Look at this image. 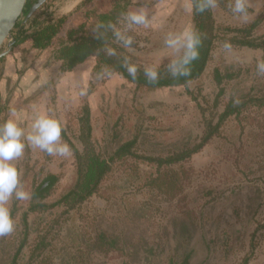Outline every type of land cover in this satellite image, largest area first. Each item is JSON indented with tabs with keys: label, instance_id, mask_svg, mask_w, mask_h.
Returning <instances> with one entry per match:
<instances>
[{
	"label": "rangeland",
	"instance_id": "obj_1",
	"mask_svg": "<svg viewBox=\"0 0 264 264\" xmlns=\"http://www.w3.org/2000/svg\"><path fill=\"white\" fill-rule=\"evenodd\" d=\"M38 1L29 0L11 49L0 58V100L7 103L6 119L9 108H15L20 126L26 130L37 114L58 119L63 126L62 142L69 146L73 143L82 149L78 135L87 108L91 141L104 157L109 159L120 142L134 137L132 129L139 127L141 135L136 147L167 155L176 145L199 139L205 118H214L216 123L234 88L241 90L257 78L264 80V74L257 71V61H264V50L226 48L222 44L216 47L203 77L191 82L189 88L141 90L118 74L96 73L95 58L71 71H62L61 62L52 58L57 39L52 47L39 51L31 48L30 38L15 43L17 33L21 39L28 37L43 21L64 15L71 17L67 26L74 25L78 21L73 18L81 13H77L78 6L85 0H46L27 16ZM134 2L131 10L142 8L149 14L151 26H134L129 31L133 43L126 48L145 67L169 63L176 53L164 43L167 34L194 29L192 11L187 10L192 7L190 1ZM93 3L102 7L109 0ZM247 5L251 11L241 18L217 0L213 9L217 24L240 26L254 20L264 8V0H247ZM231 64L250 68L251 72L241 77L245 82L240 86L234 81L218 86L214 69ZM221 87L225 91L218 97ZM83 89L86 95H80ZM253 129L246 120H226L220 133L185 163L192 170L191 178L185 191L172 199L139 189L131 182L137 181L128 170L129 164L115 161L100 191L108 199L94 195L79 210L61 206L29 214V241L20 258L30 254L38 223L42 222L39 229L42 234L47 232L52 242L46 253L53 256L54 262L70 249L76 252V245L102 228L119 235L126 249L105 254L90 252L83 244L89 264H182L189 253L188 264H244L246 257L248 264H264V141L255 136ZM12 163L20 173L19 187L29 193V199L17 200L13 196L8 202L11 211L14 201H18V209L12 217L14 231L0 236V264L11 259L26 237L23 216L31 207L32 189L49 175H56L58 180L44 201L53 203L72 183L76 168L72 149L67 156H49L27 145L23 155ZM70 228L79 235H89L73 242L76 233H70Z\"/></svg>",
	"mask_w": 264,
	"mask_h": 264
},
{
	"label": "trees",
	"instance_id": "obj_2",
	"mask_svg": "<svg viewBox=\"0 0 264 264\" xmlns=\"http://www.w3.org/2000/svg\"><path fill=\"white\" fill-rule=\"evenodd\" d=\"M192 6V22L194 29L201 38L199 47V57L190 65V74L188 76L173 77L167 69L169 63L160 65L157 68L159 79L151 82L144 75L145 66L141 65L139 59L130 52L125 46L118 42L112 32L107 28L109 24H116L122 28L121 23L123 14L131 10L135 5L134 0H109L108 4L93 3V0H85L78 6L79 15L73 19L77 22L74 25L67 26L71 17L68 15L57 18H49L43 21L31 32L28 37L20 38L17 33L16 42L19 43L27 38L31 39V48L43 51L53 46L57 39L55 49L52 55L54 61L61 62L62 71H71L80 64H83L89 58H95V72L98 74L112 75L118 74L128 82L135 85L138 89L153 91L163 87L184 86L189 88L190 83L200 80L206 72L213 53L219 44H229L230 47H248L264 50V8L259 15L248 23L240 26H222L217 24L213 14V9L203 13L195 10V5L199 0H189ZM223 8L230 9L229 0H219ZM89 4H91L89 6ZM251 9L248 7V12ZM97 24L105 25L103 35H98L93 26ZM263 29V30H262ZM129 35V32H128ZM113 48L116 55H107L105 49ZM129 63L135 64L138 72L135 78L129 76L124 66L125 59ZM2 59H0V62ZM251 72L250 68H244L240 65H227L224 68L216 67L214 69V81L218 86L223 83L237 82L238 86L245 81L241 77ZM256 81L257 84H256ZM251 85L245 86L241 90L234 88L233 94L226 103L222 112L217 115V121L214 118H205V127L203 134L194 143L190 141L176 145L167 155L147 153L136 147L140 139V127L132 131L134 137L130 140L120 142L116 151L108 159L100 154L94 143H92V127L90 125L89 111L85 108V116L81 118L83 126L80 129L78 138L82 143V149L71 143V149L75 156V175L72 183L65 189L60 198L53 203L44 202L48 197L50 190L58 180L56 175H49L43 183L32 189L30 195V205L28 211L24 212L23 224H25V239L19 244L16 252L11 259L2 264H89L90 258L84 255L83 244L87 250L98 251L109 254L112 251L125 250L121 237L117 234L109 233L106 229H96L93 236H89L82 244L77 246L76 252L72 249L68 254L60 256L58 262L46 253L52 242L48 239V233H41L38 223L35 244L31 246L28 257L20 258L22 249L28 243L27 217L30 213H44L56 207H65L67 210H79V208L94 195L101 194L103 184L110 176L113 170V163L117 160L128 163V170L131 169L132 178L139 189L147 191L149 194L161 196L166 199H172L183 193L191 178L192 170L186 167L185 163L193 155L200 152L210 140L220 133L223 123L231 117L239 119L240 122L246 120L255 129L253 133L256 137L264 141V80L257 78ZM239 89V90H238ZM225 89L220 88L218 97L224 93ZM218 99V98H217ZM217 104V103H216ZM7 103L2 104L0 100V123L6 120ZM63 132V137L66 136ZM118 138L117 136H115ZM122 140V139H121ZM131 179V177H130ZM109 198V197H108ZM105 198V199H108ZM13 208L10 211L13 217L18 209V201H14ZM145 204V203H144ZM146 205V204H145ZM52 227V226H51ZM69 231L76 233L73 228ZM84 235H89L88 232ZM76 233V239L83 237ZM75 246V247H76ZM53 247L49 250L52 251ZM61 250V249H60ZM73 251V252H72ZM190 253L187 254L182 264H188ZM249 257L244 259V264H248Z\"/></svg>",
	"mask_w": 264,
	"mask_h": 264
},
{
	"label": "clouds",
	"instance_id": "obj_3",
	"mask_svg": "<svg viewBox=\"0 0 264 264\" xmlns=\"http://www.w3.org/2000/svg\"><path fill=\"white\" fill-rule=\"evenodd\" d=\"M217 0H199L195 5V10L205 12L214 9ZM233 14L246 18L248 13L247 0H229L228 5ZM192 11V7L187 9ZM123 27L119 28L116 24H109L107 28L112 32L115 39L125 47H130L133 43L132 37L128 32L134 26H151L149 14L142 8L129 10L123 14L121 21ZM105 25L97 24L93 30L98 35H103ZM199 34L192 28H185L182 31L170 32L165 38V45L168 49L176 53L167 65L168 72L173 77L188 76L190 65L199 57V47L201 45ZM225 47H230L225 44ZM107 55L114 56L116 51L113 48L105 49ZM6 53L0 52V55ZM124 66L129 76L135 78L138 68L135 64L129 63L125 59ZM257 71L264 74V61H257ZM144 75L151 82L159 79V72L156 67H145ZM86 89L81 90L80 95H86ZM63 126L61 122L49 115L40 113L33 119L30 129L26 130L20 126L17 119V110L9 108V117L0 123V236L11 234L15 228V222L10 214L8 202L15 196L17 200L29 199V193L21 190L20 173L18 168L12 163L21 157L26 145L46 152L49 156H67L71 149L67 143L62 142Z\"/></svg>",
	"mask_w": 264,
	"mask_h": 264
},
{
	"label": "water",
	"instance_id": "obj_4",
	"mask_svg": "<svg viewBox=\"0 0 264 264\" xmlns=\"http://www.w3.org/2000/svg\"><path fill=\"white\" fill-rule=\"evenodd\" d=\"M46 0L36 2L27 13L30 16ZM29 0H0V52L6 53L12 47L13 36L23 17ZM14 42V41H13ZM4 55H0V58Z\"/></svg>",
	"mask_w": 264,
	"mask_h": 264
},
{
	"label": "crops",
	"instance_id": "obj_5",
	"mask_svg": "<svg viewBox=\"0 0 264 264\" xmlns=\"http://www.w3.org/2000/svg\"><path fill=\"white\" fill-rule=\"evenodd\" d=\"M135 3V2H134ZM81 65V64H80ZM79 66V65H78Z\"/></svg>",
	"mask_w": 264,
	"mask_h": 264
}]
</instances>
